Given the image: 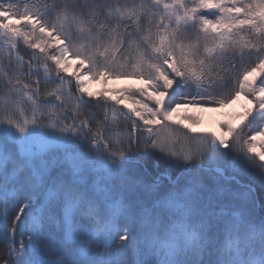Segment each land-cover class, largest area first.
Here are the masks:
<instances>
[{
    "label": "snow or ice",
    "instance_id": "snow-or-ice-1",
    "mask_svg": "<svg viewBox=\"0 0 264 264\" xmlns=\"http://www.w3.org/2000/svg\"><path fill=\"white\" fill-rule=\"evenodd\" d=\"M256 184L264 0H0V264H264Z\"/></svg>",
    "mask_w": 264,
    "mask_h": 264
},
{
    "label": "rangeland",
    "instance_id": "rangeland-1",
    "mask_svg": "<svg viewBox=\"0 0 264 264\" xmlns=\"http://www.w3.org/2000/svg\"><path fill=\"white\" fill-rule=\"evenodd\" d=\"M126 83H133V81H120L118 82L117 86L119 85H123ZM92 89L98 90L102 88L101 84H96L93 83L91 85ZM244 101H238L235 105L230 106L227 109H224L223 111L225 113H237L239 111H241V104H243ZM123 107V106H121ZM227 117L222 116L220 113H216V112H206L203 113V124L202 127L204 128H214L216 125L217 121H223L224 119H226ZM161 171H163V167L161 168ZM177 171L175 169L172 170V176L175 177L177 175ZM247 179V178H245ZM255 198H256V207L254 210V215L256 216H261L264 215V207H262V205H264V188H261L259 186V184L255 185ZM5 251V249L3 248V244L0 243V254H3ZM126 259L128 260V264H135V260H136V256L135 254L129 250Z\"/></svg>",
    "mask_w": 264,
    "mask_h": 264
}]
</instances>
